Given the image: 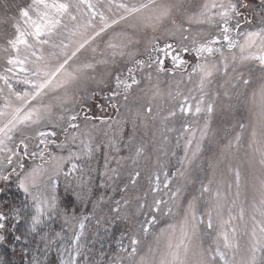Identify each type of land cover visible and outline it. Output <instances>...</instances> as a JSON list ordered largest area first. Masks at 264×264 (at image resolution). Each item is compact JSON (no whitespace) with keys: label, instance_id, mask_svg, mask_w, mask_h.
<instances>
[{"label":"snow or ice","instance_id":"1","mask_svg":"<svg viewBox=\"0 0 264 264\" xmlns=\"http://www.w3.org/2000/svg\"><path fill=\"white\" fill-rule=\"evenodd\" d=\"M193 24L207 26L214 32L203 40L196 36L190 38L184 33H190ZM129 28L131 33L127 31ZM141 29L162 33L161 37L152 36L149 43L153 51H163L165 56L167 50L173 48L167 42L168 37L179 34L181 40H190V46L181 44L180 47L185 53H195L197 60L189 74V79L193 74L199 78L196 114L203 111L210 116L214 111V101L206 102V89L215 74L221 70L225 75L229 71L233 73L227 83L235 99V108L243 115L234 126L224 151L231 152L233 148L240 151L247 146L252 150L250 162L264 170V0H204L196 11H191V0H136L131 3L126 0H0V247L11 245L12 241L23 242L19 253L28 257V264H46L49 251L58 243L56 251L61 257L60 264H80L81 256L85 264L89 262L87 253L82 251L87 217L78 220L79 231L74 228L70 238L62 231L52 230L49 224L56 215L62 216L65 224H69L70 219L77 220L74 213L69 217L67 207L60 209L56 188L61 174L67 178L72 173H81L78 161L82 154L90 157L93 151L90 135L88 141L80 140L77 151L71 150L77 140L75 131L80 128L76 97L81 85L94 79L92 73L99 72L100 66L106 69L120 57L127 58L134 67L127 68L126 76L115 75V88L110 91L112 97L128 99L129 91L141 83L136 71L153 66L151 57L148 62L138 60L132 50L139 43L134 37ZM105 37L107 42L100 51L97 40ZM225 49L233 52L231 64ZM237 49L239 58L234 53ZM89 50L93 55L81 61L80 57ZM217 54L219 60L215 59ZM172 60L175 68L183 69L187 65L186 60L175 55ZM245 62L256 65L248 67L247 76L243 70ZM154 63L157 72L171 71L163 67L164 62L159 57ZM111 82L110 79L108 83ZM178 111L183 115L192 112L188 96L178 102ZM152 114L149 102L144 115L151 117ZM176 115L177 110H169L161 118L162 122ZM83 120L87 122L89 117L85 115ZM58 128L65 133V141L61 144L56 142ZM69 129L74 130L70 139ZM208 130L209 125L205 123L200 130V141ZM184 131L191 129L185 125ZM192 136L195 137L194 132ZM192 143V138L187 139L185 156L171 177L167 171L163 172V181L159 172L149 177V192L153 198L151 202L147 195L135 198L137 206L132 215L143 219L136 220L133 234L128 237L129 245L125 247L121 241L120 251L126 255L118 256L109 264H125V261L127 264H217V258L223 264H264V179L260 180L259 199L251 204L250 215L244 207L234 214V209L227 204V192L222 195L219 189L207 210L197 215V202L205 193L212 192V181L207 184L201 181L199 196L187 200L182 219L156 231L161 216L175 218L177 213L173 212V207H181L179 201L184 199L191 182L188 168L201 149L197 141L195 150L189 155ZM53 146L69 148L67 157L53 155L49 150ZM143 150V146L139 147L137 156ZM36 157L51 163L27 164L28 158ZM66 164L70 165L67 170ZM140 175L139 171L130 173L129 183L135 186ZM233 175L237 188L235 197L238 198L240 169H235ZM44 177H47L46 184ZM13 185L25 197L19 204L6 198ZM227 187L231 189V185ZM162 188L163 196L157 197L155 194ZM127 190L126 184L123 191ZM29 199L30 205L26 202ZM129 203L125 198L124 206ZM232 204H236V199ZM120 206L121 201H116L113 212L118 218H126L119 216ZM214 214L218 225H214ZM201 226L208 230L220 229L215 249L203 247ZM36 237H39V244L33 248ZM149 237L153 238V243L145 251L144 242ZM12 253H17L14 246ZM5 255H0V264H11ZM103 255L101 253V257ZM95 264H102V260Z\"/></svg>","mask_w":264,"mask_h":264},{"label":"rangeland","instance_id":"2","mask_svg":"<svg viewBox=\"0 0 264 264\" xmlns=\"http://www.w3.org/2000/svg\"><path fill=\"white\" fill-rule=\"evenodd\" d=\"M126 2L131 3L136 2V0H126ZM203 2L204 0H191V11L198 10ZM185 27L188 25L185 24ZM127 31L131 33L132 29L129 28ZM213 32L214 29L212 28L193 24L191 32L184 34L190 38L196 36L203 40ZM152 36L161 37L162 33L160 31L152 33L141 29L134 37L135 40L139 41L132 48L136 53V59L148 62L151 57L153 66L136 71V78L141 83L129 91L126 101L123 96L112 97L110 88H115V75L122 73L126 76L127 68L134 67L127 58L117 57L114 63L107 65L106 69L105 66H100L99 72L92 73L94 79H88L81 85L80 91L77 93L76 110L80 114V120L77 123L80 124V128L75 131L77 140L75 145H71V150L77 151L80 140L88 141L90 135L93 151L90 157L82 154L81 160L78 161L82 172L79 174L72 173L67 178L61 174L56 188L60 209L63 210L67 207L69 217L74 213L77 220L70 219L69 224H65L62 216L56 215L54 220L49 221V224L59 227V232L62 231L65 237L70 238L73 236L74 228L75 231H79L78 220L87 217L84 220L82 251L86 252L89 257L88 264H95L98 260H102V264H109L110 261H115L118 256L126 255L120 251L121 241L123 240V245L127 247L125 242L129 243V239L125 241L124 238L133 234V226L136 220L143 219V217L132 215L137 206L135 198L147 195L149 202H151L153 194L149 192V177L159 172L160 179L163 181V172L165 171L171 177V174L180 167L179 161L185 156L184 146L189 138L193 139L189 155L195 150L197 141L201 145L200 152L188 168L187 174L191 177V182L185 190L184 199L179 201L181 207L179 209L173 207V212L177 213L176 217L161 216V223L156 225L157 232L160 228L166 227L167 224L177 223L182 219L183 212L187 210V200H190L192 196H199L201 181L207 184L211 180L212 192L205 193L203 199L197 202L195 209L197 215H202L207 210L208 204L213 200L217 189L222 195L227 192V204L234 209V214L239 211L240 207H244L250 215L251 204L254 199H259V183L261 179H264V170L250 162L252 150L245 146L240 151L235 148L231 152L226 153L224 151V145L231 139L234 126L243 115L242 112L236 110L235 99L232 97V90L227 83L233 73L229 71L228 75H225L221 70L215 74L213 82L206 89L208 92L206 102L208 100L214 101V111L210 116L203 111L196 114L195 105L200 96L198 91L199 78L193 74L192 78L189 79V74L197 60L195 53H185L180 47L181 44L190 46V40H181L179 34L175 37H168L167 42L171 43L173 48L168 49L167 56H165L163 51L152 50L149 43ZM106 42L107 37L103 40H97L100 51L104 50ZM160 47L163 48V44ZM234 53L239 58V50H234ZM92 55L89 50L80 57V60L83 61L85 57L90 58ZM96 55L98 56L99 52ZM174 55L187 61V65L183 69L173 66L172 57ZM225 55L231 64L233 52L225 49ZM157 57L163 60V67L171 71L157 72L154 63ZM215 59L219 60V54L216 55ZM248 67L255 68L256 65L245 62L243 65L245 76L248 75ZM256 75L258 76L259 72ZM110 79L112 82L108 83ZM177 92L181 95L176 96ZM225 92L228 95H225ZM154 93L156 95L153 99ZM103 94L106 96L103 97ZM185 96L189 97V103L192 104V112L187 115L180 114L178 111V102L183 100ZM149 102L152 104L153 114L151 117H146L144 109ZM230 104L233 107L230 108ZM97 105L101 111L97 109ZM109 105L112 107L107 110ZM114 105L117 106V111H115ZM169 110H177L176 117L171 118L166 123L162 122L161 118L167 115ZM56 114L59 115L58 112ZM85 115L89 117L87 122L83 120ZM205 123H208L209 130L206 137L200 141V130L204 128ZM185 125L190 127V132L184 131ZM57 131L56 142L61 144L65 141V133L59 128ZM73 132L72 129L68 130L69 139ZM193 132L195 133L194 138ZM141 146L144 150L140 156H137V149ZM49 150L55 156L67 157L69 148L61 149L53 146ZM26 162L33 166L51 163L41 160L39 157L28 158ZM64 167L67 170L70 165L66 164ZM237 168L241 171L238 198L235 197L237 188L233 175V171ZM112 169H115L116 172L114 173ZM134 171H139L141 174L137 178L135 186L129 183V174ZM44 181L46 184L47 177H44ZM126 184L128 190L125 192L123 189ZM228 185H231L230 190ZM47 191L50 192L51 190L47 189ZM20 194L25 200L23 194ZM155 195L157 197L163 196V188L160 193ZM101 197H103L102 200ZM125 198L130 201L127 206L123 204ZM163 198L167 199L166 196ZM233 199H236L235 205L232 204ZM116 201H121L119 216L126 218H118L117 214L113 212ZM26 202L31 204L30 199ZM224 218L227 219L226 211ZM213 222L214 225L219 224L215 214ZM114 224H118L121 230L120 234L117 233L120 237L108 243L115 248L111 250L108 245L99 248L100 234L105 233L108 229L110 231ZM219 231L218 227L215 230H208L205 226H201L200 235L205 249H215ZM241 238H243L242 233ZM36 239L38 240V238ZM152 243L153 238L149 237L144 242L145 251L147 246ZM54 247L56 250L59 243ZM101 253L104 254L103 257H101ZM229 256H231V252H229ZM79 260L80 264H85L83 256ZM125 264H127L126 261ZM217 264H223V262L217 258Z\"/></svg>","mask_w":264,"mask_h":264},{"label":"trees","instance_id":"3","mask_svg":"<svg viewBox=\"0 0 264 264\" xmlns=\"http://www.w3.org/2000/svg\"><path fill=\"white\" fill-rule=\"evenodd\" d=\"M106 96L103 94V97ZM99 99V97H97ZM100 103V101H99ZM109 107L111 108L112 106H108L106 109L109 110ZM115 111H117V106L114 105ZM97 109L99 111H101V108L99 107V105H97ZM111 111V110H110ZM113 111V109H112ZM7 199L9 200H14L15 203L19 204L24 198L22 197V195L18 192V190L15 188V186H11L8 193H7ZM52 230L59 232V227L55 226V225H51ZM21 231H23V226H21ZM117 233H121V230L118 226V224H114V226H111V230L109 231V229L104 233H101L99 236V245L98 247H102V246H106L108 245V247L112 250L115 248V246H111V244H109L110 242H113L114 240H116L117 238L120 237V235H118ZM125 237V236H124ZM38 240L36 239L35 242L33 243V248H35L36 244H39V237ZM12 237L11 235L9 236V240H11ZM122 239V238H121ZM125 241L128 239V237L124 238ZM110 241V242H109ZM109 242V243H108ZM123 242V240H122ZM22 243L23 242H15L12 241L11 245H5L3 247H0V255H5V258L11 261V264H28V257H22L19 253V249L22 247ZM124 243V242H123ZM126 245L128 246L129 243L125 242ZM15 247L17 249V253L15 255H13L12 253V247ZM116 248H119L118 246H116ZM102 250V249H101ZM110 250V251H111ZM39 254V253H37ZM41 259L43 260V256L41 257ZM60 259L61 257L59 256V254L57 253V251L55 250V247L53 246V248L49 251L48 256H47V261L46 264H59L60 263Z\"/></svg>","mask_w":264,"mask_h":264}]
</instances>
